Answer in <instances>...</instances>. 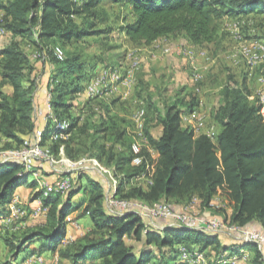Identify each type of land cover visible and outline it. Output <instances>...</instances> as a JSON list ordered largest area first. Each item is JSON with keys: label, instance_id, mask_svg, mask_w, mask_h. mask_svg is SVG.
Instances as JSON below:
<instances>
[{"label": "trees", "instance_id": "16d2710c", "mask_svg": "<svg viewBox=\"0 0 264 264\" xmlns=\"http://www.w3.org/2000/svg\"><path fill=\"white\" fill-rule=\"evenodd\" d=\"M107 1L129 6L132 19L123 21L119 31L131 41L147 45L183 32L194 45L201 46L216 40L217 22L224 16L264 15V0H0L4 26L12 34L8 45L0 49V143L2 139L5 141L0 149L18 148L37 127L33 112L37 81L25 75L29 59L17 38L28 40L41 52L45 46H59L64 52L63 59L54 56L53 47L48 53L52 68L47 70L46 86L51 109L57 117L69 122L70 136L48 143L55 157H59L61 146L72 161L82 154L95 157L120 176L115 196L149 205L164 200L181 205L196 197L200 206L207 208L220 189L232 204V210L227 213L223 208L217 213L240 227L264 231V116L259 99L250 97L245 67L240 81L230 76L221 86L220 103L211 114L219 127L213 138L196 135L192 128L181 126L182 112L199 106L196 94H182L178 90L169 100L163 97L161 106L149 94L146 105L150 111L144 130L149 148L159 154L149 184H132L154 159L144 148L143 162L133 164L132 138L125 120L111 113V104L116 99L109 103L99 97L74 101L94 74L96 63L90 60L99 58L98 63L102 60V56L84 60L82 52L74 46L87 37L112 32V26L100 27L108 21V13L102 6ZM5 85L11 87L10 94L3 90ZM157 89L160 94L167 91L166 87ZM93 104L100 112L96 116L92 111L95 120H83L81 113ZM154 121L162 126L158 138L150 134V123ZM53 128L50 121L45 123L42 142H49ZM99 133L110 141V146L98 144ZM78 136H87L89 145L82 148ZM34 170H25L18 162L0 163L1 216L8 212L17 187L28 184L35 190ZM78 193L82 196L74 202ZM40 194L33 191L32 197ZM64 196L62 201L60 193L43 198L49 206L45 222L25 227L19 235L5 239L13 259L36 242L38 249L30 253L58 252L68 264H150L152 258L156 259L152 264H184L179 260L181 245L201 252L211 248L213 260L223 252L238 250L237 245L223 243L218 233L185 226L151 229L136 213L108 212L103 180L93 179L85 172L77 175L74 186ZM78 206H82L81 214L91 219L93 227L60 246L66 235V218ZM249 245L253 246V256L248 264H264V256L253 244Z\"/></svg>", "mask_w": 264, "mask_h": 264}, {"label": "rangeland", "instance_id": "374dc122", "mask_svg": "<svg viewBox=\"0 0 264 264\" xmlns=\"http://www.w3.org/2000/svg\"><path fill=\"white\" fill-rule=\"evenodd\" d=\"M122 4L123 2L113 4L110 1H107L105 5H102L108 13V21L101 24L100 27L106 28L108 26H112L113 30L109 33V35L87 37L83 42L76 44L74 48L82 52V59L84 60L85 58L88 59V57L92 58L93 56H102L99 66L97 61L99 58L90 60L91 62L96 63V68L93 74L94 76L96 75V71L103 66L119 65L120 62L123 63L124 61L122 60L126 53L130 54V60H128V63H130L132 59L138 60L139 65L135 71L138 73L136 76L137 83L133 88H130V95L127 97L119 96L116 98L115 102L111 104V113L125 120V126L130 133L135 130L134 115L141 108L145 110L144 128L146 127V120L149 118L150 111L147 110L146 105L149 94H153L158 105L161 106L163 97H165L166 100H169L178 90H181L182 94H188L191 92L198 96L200 104L203 105V110L207 112L208 116H210L211 110L216 108L220 103L219 92L221 86L230 80V76H233L235 80L240 81L244 75L243 70L240 69L241 67L237 64V61L233 60L236 56L240 58L238 53L239 41L234 37L236 29H238L245 41L254 39L264 41V15H255L252 13L247 15L224 16L221 18V20L217 22L219 29L216 40L211 43H205L200 47V50H202L199 52L200 56L204 57L203 54H207L206 57H208V61L205 60L204 57V60L200 59L196 63V68L202 74V79L197 84L199 86V91L197 92L195 91V88L192 87L191 65H189L187 61H184L182 65V63L177 62V59L180 57L179 55L169 54L168 52L166 53V49H168L169 46H189V39L186 34L180 32L174 36L161 37L155 46L145 45L143 42H133L119 31V26L122 25L123 21H130L132 19V16L129 14V6ZM234 24H237L238 26L233 27ZM11 38L12 34L4 26V13L0 10V47L2 46L1 48H3L8 45ZM17 40L20 42L21 48L27 54L29 59L25 69V75L28 78H35L37 84L39 85V80H41L39 76L41 77L43 75V71L45 70L47 64H49L48 53H50V48L54 46H45L44 50L41 52L28 40L21 38H17ZM242 58L243 57L241 55L240 59L242 60ZM123 65H125V63H123ZM30 68L33 69V72L30 71ZM262 69H264V63L258 64L257 67L250 71V74L245 73L247 75L248 86L251 88L253 93L255 89H253L252 85L255 84L254 82H257L258 75H263ZM163 87H167V91L160 94L157 88L163 89ZM3 90L5 91L4 87ZM113 98V96L109 97L107 103L111 102ZM93 110L95 111L96 116L98 112H100V108L93 104L91 105V108L86 107L81 113L82 119L85 120L86 118H89L90 120H95V118L92 117ZM217 130H219V127L215 126L214 131L216 132ZM103 136V133L96 135L98 144L104 143L107 146H110V141H108L107 138L103 139ZM75 138H77V136ZM78 139L82 148L89 145L90 139L87 138V136H78ZM87 156V154H82L79 159ZM108 168L112 169V167ZM141 182H144V180L139 183ZM218 198L223 205L222 208L225 209L226 207L227 209L232 210V204L222 191L218 195ZM23 204L25 203L23 202ZM25 206L27 205L25 204ZM207 209L208 208H202L198 203L195 205V210L200 214ZM142 220L148 226H152V223L148 218L144 217ZM23 221H25V223L27 222L26 219ZM31 221L32 223L38 225V223L42 220L37 218L32 219ZM25 225L9 223L0 215V264H49L47 263L48 260H44V256L40 253L30 254L22 259L21 257L13 259L11 256L9 248L5 243V239L13 236L14 234L19 235L22 233L21 231L27 227ZM77 230L80 232L78 228ZM79 232H77V235ZM220 238L228 245L233 244L230 237L224 233L220 235ZM128 242L134 244L136 247L140 246L139 242L130 240ZM239 247L242 250L245 248H251L250 245L242 247L241 244H239ZM241 249L238 253L244 254ZM203 254L205 255L206 261L213 259L215 256L211 248L204 250ZM155 261L156 259L152 258L150 264ZM245 261L246 258H242L239 264H244L242 262ZM63 264H67V262H63Z\"/></svg>", "mask_w": 264, "mask_h": 264}, {"label": "built area", "instance_id": "2783aa9c", "mask_svg": "<svg viewBox=\"0 0 264 264\" xmlns=\"http://www.w3.org/2000/svg\"><path fill=\"white\" fill-rule=\"evenodd\" d=\"M234 26L237 27L238 25L234 24ZM234 37L239 41L243 64L250 74V71L257 67L258 64L264 63V41L260 39L245 41L238 29H236ZM52 51L58 59H63L64 52L59 46H54ZM180 51L187 57L192 58L194 56L190 48L184 47ZM138 65V60L132 59L130 63L125 65L117 64L99 68L96 71V75H93L86 83L84 95L88 98L109 96L116 92L120 86H124L131 81ZM191 67L192 87L198 92L199 86L197 84L202 79V74L196 66L191 65ZM257 79L264 82V75H258ZM49 98L50 94L47 92L46 105L48 112L45 116V123L50 121L54 126L49 136V141L67 140L70 136L69 122L66 119L57 117L53 113L49 104ZM257 98L262 105L261 113L264 116V88L258 92ZM190 113L195 117V110ZM144 114L145 110L143 108L135 113V130L130 133L132 138L130 148L134 154L133 164L135 165L143 162L144 157L142 151L144 148H147L150 153L153 151V149L149 148L148 139L144 130ZM198 124L200 125L201 122L199 121ZM196 126L194 125L195 128ZM206 134L213 138L215 132L209 130ZM42 138L43 128L38 126L31 135L23 140L18 148L0 149V163L18 162L25 170L35 169L33 171L35 176L37 175L36 169L40 163H47L51 166L58 165L57 171L62 175L51 184L39 182L35 190L40 191L41 194L39 197L33 199V207L25 206L22 201L14 196L8 205V212L1 216L5 221L25 225V221L23 220L26 218L46 216L49 206L44 204L43 198L53 193L66 194L74 186L79 172H87L90 170L95 171L103 180L106 208L112 214L136 213L142 219L145 217L150 220L152 226L146 225L151 229L159 230L164 226H185L201 229L210 233H218L220 235L224 233L230 237L233 245L239 247V244H241L243 247L245 244H253L264 256V231L240 227L226 220L223 214L217 213L223 209V205L218 198L219 192L216 193L207 207L209 210L214 211V213L209 214L205 212L200 214L195 210V205L197 203L199 204L196 197H193L188 203L181 205L166 200L149 205L137 199L120 198L115 196L120 176L113 169L103 165L95 157H85L77 161L68 160L63 157H55L50 146L42 142ZM62 149L63 146L60 147V150ZM155 160L150 164H146L145 172L133 179V185L141 184L139 182L142 180L148 184L151 183ZM240 249L239 247L234 252H223L214 260L209 261H206L203 252L197 249L190 250L186 246L181 245L178 251L179 260L184 264H238L239 260L246 258L245 254L238 253Z\"/></svg>", "mask_w": 264, "mask_h": 264}, {"label": "crops", "instance_id": "0c3cea01", "mask_svg": "<svg viewBox=\"0 0 264 264\" xmlns=\"http://www.w3.org/2000/svg\"><path fill=\"white\" fill-rule=\"evenodd\" d=\"M159 39L160 38L156 39L155 41H153L151 44H148V45L155 46ZM189 44H190L189 46L188 45H186V46L174 45L171 47L169 46L168 49H166V53L168 52L169 54L179 55L180 59L178 58L177 62L182 63V65H183L184 61H187V63L189 65L196 66L197 61L200 59L204 60V57H205V60L208 61V57H206L207 54L204 53L203 54L204 57L200 56V54H199V52L202 51V50H200L201 46L194 45L190 40H189ZM145 45H147V44H145ZM1 47H0V49H1ZM184 47L190 48L193 51L194 56H192V58L185 56L180 51ZM238 53H239V56L241 58L240 47H239ZM240 58L236 56V58H234L233 60L234 61L236 60L237 64H239V66L241 67L240 69H242L244 71L243 58H242V60ZM128 60H130V54L126 53V55L122 61H124L123 63L127 64ZM123 63L120 62V64H123ZM98 66H99V63H98ZM49 68H52V66L47 64L45 71H43V73H42L43 75L41 77L39 76V78H41V80H39L40 84L39 85L37 84V87L34 91V110H33L34 120H35L36 126L42 127L43 129L45 126V116L48 112V108L46 105L48 89H47L46 85H47V70ZM137 74H138L137 72H134L131 81L124 86H120L116 92L110 94L109 96L100 97V98L107 101L109 99V97H111V96L114 97L113 99H116L119 96H122V97L129 96L130 95V88H133L137 83V78H136ZM43 76H44V80H43ZM254 83L255 84L252 85L253 89H255L254 93L252 92L251 88L249 87L251 90V93H252V95L250 96L251 98L256 96L258 94V92L264 88V82L263 81H259L257 79V82H254ZM25 85H26V83H25ZM4 88H5L6 93H8V94L11 93V87L9 85H5ZM85 98H86V96L84 95V92L83 93L81 92L80 94L79 93L77 94V96L74 100L78 102V100L81 101ZM202 106L203 105H201L200 101H199V106L196 109H194L196 111L195 117H193V115L190 113L191 111H185V112H182V114H181V126L192 128L196 135L206 134L209 130H212V131L215 130V124H214L212 117H211L212 111L215 108H213V110H211V114H210V116H208L207 112L203 110ZM199 121L201 122L200 125L198 124ZM150 124H151L150 134L154 138H158L161 134L162 126L160 124H155V121L151 122ZM194 125L195 126L197 125L196 128L194 127ZM127 133H128V135L131 136V134H130V132H128V130H127ZM4 142H5L4 139H2L0 145L4 144ZM48 143L50 144V141L49 142L47 141L46 144H48ZM151 155H152V158L155 160L158 158L159 154L153 150V151H151ZM58 156L63 157L65 159H68L64 155L63 149L60 150V147L58 150ZM80 159H82V158H80ZM80 159H78V160H80ZM68 160H70V159H68ZM74 161H77V160H74ZM57 166L58 165L51 166L47 163H40L39 164V166L36 169L37 175L35 176L33 174L34 179H36L35 189L38 187L39 182L51 184L54 181H56L59 177L62 176L61 173L57 171ZM85 173L93 179H96L99 181L102 180L101 177L98 176L95 171L89 170ZM82 182H84V179L82 180ZM22 185H25V186H22ZM22 185L17 187V189L14 192V196L17 197L20 201L24 202L28 207H33L34 206V201H33L34 197H32V195H33V191H36V190H33V188L31 186H29L28 184H22ZM221 191L222 190H220V189L218 190L219 193H221ZM60 195H61L60 199L62 201L65 196L62 194H60ZM81 196H82V193H78L77 195L74 196L73 201L77 202L81 198ZM105 202L106 201H104V205L106 207ZM225 210H227V213L231 212L230 211L231 209L229 210L226 207H225ZM81 211H82V206H78L67 216V218H66V220H67L66 235H65L64 239L62 240L60 246L65 245L68 241H70L74 238H78V237L82 236L86 231L90 230L93 227V223H92L91 219L87 215H82ZM204 212L214 213V211L209 210V209L205 210ZM37 218H40L42 220L38 224H42L46 220V216H39ZM37 218H31V217L26 218L27 222L25 223L26 224L25 226L32 227V226L36 225V224L32 223L31 220L37 219ZM5 227H7V226H5ZM77 228L80 230V232L77 230ZM77 232H79L78 235H77ZM127 241H129L128 238H127ZM222 242L226 244V242H224L223 240H222ZM38 246H39V242H36V243L29 245V247L27 248L26 251L19 254V257H21V259H22L23 257H25V256L27 257L30 254H39V253H35V252L30 253L31 250L36 249V248L38 249ZM243 252L246 256V261L242 262V263L248 264L249 261L251 260L252 256H253V246H251V248H249V249L245 248L243 250ZM40 254L44 256V258H45L44 260H48L47 263H49V264H60V263L63 264V262H67V264H68V261L61 259L58 252L52 253L49 250H44V251L40 252ZM210 260H212V259H210ZM239 262H241V260H239ZM239 262H238V264H239Z\"/></svg>", "mask_w": 264, "mask_h": 264}, {"label": "water", "instance_id": "95a60500", "mask_svg": "<svg viewBox=\"0 0 264 264\" xmlns=\"http://www.w3.org/2000/svg\"><path fill=\"white\" fill-rule=\"evenodd\" d=\"M250 244V243H249ZM249 244H245V245H249Z\"/></svg>", "mask_w": 264, "mask_h": 264}]
</instances>
